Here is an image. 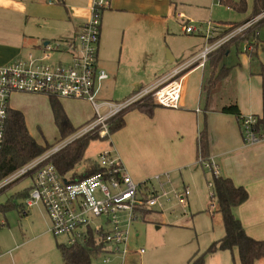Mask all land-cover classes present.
Listing matches in <instances>:
<instances>
[{
	"label": "crops",
	"instance_id": "crops-1",
	"mask_svg": "<svg viewBox=\"0 0 264 264\" xmlns=\"http://www.w3.org/2000/svg\"><path fill=\"white\" fill-rule=\"evenodd\" d=\"M34 1L0 0V65L27 60L30 54L41 58L47 42L60 41L62 47L58 52L66 56L69 44L76 41L82 25L91 15V0H57L60 4L58 7H50L45 0H37L38 5L34 6ZM176 4L173 0H110L109 7L102 13L99 66L105 71L112 69L116 66L117 60L118 65L115 68L117 73L124 58L125 61L134 58L130 67L138 73L131 74L130 77H132V85L135 86V93L144 88L154 87L176 71L185 73L183 68L192 60L184 61L185 53L180 48L178 51L172 50L173 58L170 61L162 56L158 61V68L153 67L150 74H148L147 57H144L155 29L161 31L165 27L168 33L171 31L173 21L179 20L184 31L188 21L181 13H177ZM61 7H64V10ZM230 23L232 22L215 25L217 37L225 32V28L227 29ZM184 33L189 34L185 31ZM193 33H199L205 38L206 31L196 28ZM262 35L263 38L260 36L259 41L257 40L258 47H264V33ZM116 41L121 43L118 55L115 53L118 48H114ZM108 45L112 46L111 55L107 53ZM258 47L251 56L249 49L252 46L247 45L244 55L242 58H237L235 63L231 62L229 46L216 57L209 55L203 64L196 62L192 64L184 74L185 90L182 107L171 108L156 104L152 116L136 109L139 113L137 121L140 125L138 133L133 138L136 141L135 149L126 157L129 160H125L119 152L120 149L118 155L122 158L126 171L138 181L148 177L146 171L148 165L161 171L169 166L177 168L195 164L200 161L199 136L202 131V121H206L205 127L210 139L209 157L217 161L219 174L232 178L236 185L244 186L249 193L248 199L234 207L233 212L250 236L264 240V141L255 145L245 144L237 116L223 111L226 106L236 105L239 112L245 115L254 114L258 108L261 101V73L264 68V52L262 57L258 58ZM216 59L220 60L216 62ZM138 65H141V70ZM201 66L204 67L200 107L196 104H185L189 79L198 73ZM161 69L167 70L160 74ZM147 74L155 76L149 80L147 86H144L142 78L148 77ZM220 74H223V77L216 82L218 87L208 95L207 88L210 81L212 78H218ZM109 76L101 82V85ZM84 101L89 103L88 100ZM9 104L10 108H13L10 100ZM147 155L150 158L148 165L145 163ZM25 200L26 198L19 205H21L20 210L27 213L33 206L28 207ZM10 247L3 250L0 245V264L20 263L19 248ZM12 251L13 253L15 251V254ZM255 264H264V257L258 259Z\"/></svg>",
	"mask_w": 264,
	"mask_h": 264
},
{
	"label": "rangeland",
	"instance_id": "rangeland-1",
	"mask_svg": "<svg viewBox=\"0 0 264 264\" xmlns=\"http://www.w3.org/2000/svg\"><path fill=\"white\" fill-rule=\"evenodd\" d=\"M173 1L177 3V13H181L184 19L188 21L187 25L194 26L202 31L204 30V32L208 30L209 25L220 26L223 23L243 22L251 15L253 5V0H246V11H239L234 7L233 3L240 0ZM34 3V6L38 5L37 0ZM45 3L50 7H58L60 5L57 3V0H54L53 3L45 0ZM61 8L64 10V7ZM173 22L170 27L171 31L168 33L165 27L161 31H158V29L154 31L152 41L147 46V51L144 54V57H147L148 61V74L151 73L153 67L158 68V61L162 59V56L166 57L168 50L172 52L173 49L178 51L180 48L185 53L184 61H194V57L206 47V40L201 34H186L179 20ZM248 28L242 34H239L237 38L231 39L232 41L227 45H222L212 51L209 54L210 57H216L217 54L223 53L230 46L229 56L231 62L235 63L237 58H242L247 45L255 46V48L258 47L256 39L252 38L250 42L248 37H244L245 33L249 30ZM227 29L225 28V30ZM261 33H264V27L259 30V37L263 38ZM238 39L239 42L236 43ZM230 43L232 44L229 45ZM120 46L121 43L119 44L116 41L114 48H118L115 52L117 55ZM107 49V53L111 55L110 50L112 46L108 45ZM257 50L258 58L262 57L264 47L259 46ZM62 57H65V59ZM60 60L68 62L69 59L64 56V53L53 51L50 61L56 63ZM125 60L126 58L123 59L117 73H115V68L118 65L117 60L115 61L116 66L114 68L106 69V72L110 76L98 88L97 102L110 100L114 103H120L126 97L135 93V86L132 85V77H130L131 74L137 72L130 67L132 64L131 60L134 61V58L128 59V61ZM135 66L137 67L136 64ZM138 66L141 70V65ZM203 67L201 66L198 73H195L189 79L185 104H196L199 106L202 98L201 82ZM166 70L161 69L160 74ZM154 76L153 74L152 76L143 77L142 84L147 86L149 80L154 78ZM48 97V94L16 91L9 98L11 106L14 109L22 110L25 113L27 126L31 135L43 146H51L63 141L60 140L62 135L54 122ZM59 98L62 100L63 106L75 128L83 126L95 116L94 106L90 102L86 103L85 99L71 98L72 100H65L64 98ZM146 102H156L154 91L147 93L137 101L138 104ZM133 105L129 108H132ZM107 110L106 106H102L100 113L104 114ZM261 110L262 87L261 101L254 114L261 113ZM138 116L139 113L136 109L130 110L125 115L126 125L123 128L111 132L110 136L104 139L98 138L90 141L83 159L73 171L67 174V177H72L74 172L81 173L91 161L98 159L99 152L108 148L112 149L115 154H118V149H120L119 152L124 156L125 160H129L126 157L135 149L136 141L133 138L139 131ZM205 126L206 121L203 120L202 129ZM110 140L112 143H110ZM148 159H150L149 155L145 157L146 165L149 164ZM206 162L217 164L215 159L208 157L204 162L198 161L195 164L177 168L169 166L161 171L152 165H148L146 166L148 177L142 181L134 179L129 173L136 183H140L144 187L152 185L153 181L151 178L157 173L167 172L171 180V183L165 185L167 190L176 187L182 191L185 186H188L190 194L184 204L171 199L165 202L163 211L156 207L150 208L151 212L145 214V216L139 214L131 222L127 219L126 213H119L118 216L122 219V228L124 230L129 229L127 241L120 244L119 253L91 254V264H107L103 261L108 258V264H190L191 261H198L201 258L203 259V264H241L237 248H234L233 251L223 249L210 250L211 246L224 236L225 230L222 216L217 212V202L215 201L214 208H210L212 203L211 195L213 193L211 185L213 171L206 166ZM32 183V179L25 176L13 183H9L10 185L7 184L9 186L5 185L7 188L0 192V245L3 250L10 249V246H17L15 249L19 248L21 254L19 264H64L57 244H67V235L60 234L56 236L51 231L52 223L44 205L39 202L30 208L27 213H24L17 206L21 204L24 198L15 197L14 195L29 189ZM5 186L2 185L0 190ZM9 198L14 199L15 203L12 201L14 207L3 211L1 205L6 204ZM94 222L101 223L104 230L110 228L109 223L106 224V217L95 219ZM140 249L144 251L140 253ZM15 251L14 253L12 251V253L15 254Z\"/></svg>",
	"mask_w": 264,
	"mask_h": 264
},
{
	"label": "built area",
	"instance_id": "built-area-1",
	"mask_svg": "<svg viewBox=\"0 0 264 264\" xmlns=\"http://www.w3.org/2000/svg\"><path fill=\"white\" fill-rule=\"evenodd\" d=\"M54 0H49V3ZM110 0H91V15L79 31L77 40L69 44L66 57L68 62H51V53L61 50L62 43L47 42L43 48V56L36 58L30 54L27 60L0 65V154L5 141V129L10 109V95L16 91H28L48 94L57 97L78 98L88 100L95 108V117L86 123L79 131L52 147L44 154L30 161L0 181L5 186L17 179L28 175L33 181L25 204L32 207L41 202L47 210L52 226L51 231L57 236L67 235V244H73L79 238H86L93 230L97 240L103 243L100 251L93 255L103 253H119L120 244L126 242L129 229L121 226L122 219L119 213H126L131 222L140 214L141 208L156 207L163 211L166 201L177 200L184 204L190 189L188 186L181 191L176 187L167 190L165 185L171 183L169 174L162 172L154 175L151 186H142L136 183L123 166L121 157L108 148L98 153L95 160L101 168L99 171L85 177L71 179L62 175L49 158L66 144L86 133L98 134L104 139L110 136L109 120L137 103L147 93L154 91L156 104L171 108H180L183 105L185 90V77L192 64L201 63L209 54L241 34L253 23L264 16V11L248 20L246 23L228 32L223 36L216 35V26L208 27L205 38V49L189 62L183 69L185 73L176 71L159 84L151 88L141 89L120 103L104 101L97 102L98 88L107 78V72L99 66L98 52L101 35L102 13L109 7ZM184 31L193 33L194 26L185 25ZM65 59V57H62ZM186 76V75H185ZM263 108L260 114H246L239 118L241 135L245 144L255 145L264 141V68L261 73ZM106 106L107 112L100 113V108ZM206 166L219 174L218 167L213 162H206ZM212 197L211 206L215 203ZM211 208V207H210ZM106 217L108 230L103 229L101 223L95 219ZM144 250L140 249L142 253ZM109 263V258L103 261Z\"/></svg>",
	"mask_w": 264,
	"mask_h": 264
},
{
	"label": "trees",
	"instance_id": "trees-1",
	"mask_svg": "<svg viewBox=\"0 0 264 264\" xmlns=\"http://www.w3.org/2000/svg\"><path fill=\"white\" fill-rule=\"evenodd\" d=\"M233 5L239 11H246L247 9L246 0L235 1ZM263 11L264 0H253L251 15L241 23H230V27L225 30L221 36L236 29L243 23H246V21L261 14ZM262 26H264V16L249 26V30L245 33L244 37H248L250 42L252 38L258 40V31ZM238 35L239 34L235 37L237 38ZM231 41L232 40L226 42L225 44L227 45ZM249 53L251 56L255 54V46L249 49ZM221 55L219 58H221ZM219 60L220 59H216V62ZM222 77L223 74H220L218 78H212L210 85H208L207 88L208 95H211L213 90L218 87L216 82H219ZM48 98L54 122L62 135L60 140L64 141L79 131L85 124L81 127L75 128L65 111L61 99L53 95H49ZM135 104L132 108L128 107L129 109L127 108L123 110L109 120L110 133L121 129L126 125L124 116L128 111L139 109L141 112L152 116L154 108L156 107V103L154 102ZM223 111L235 114L238 121L242 115L236 105L226 106L223 108ZM98 138V134L91 133H86L78 138H75L59 151L54 153L49 158V161L57 167L63 176L67 177V174L73 171L83 159L90 141ZM198 144L200 161L204 162L208 159L210 153V139L206 127H204L200 132ZM56 145L58 144L43 146L36 141L28 129L24 112L19 109L10 108L5 129V141L0 154V181ZM100 169L101 168L97 165L96 161H91L81 173L74 172L70 178H85ZM211 185L213 187L211 198L214 197L217 202V212H219L222 216L225 232L224 236L218 240V242L213 244L210 250L214 251L216 249H223L233 251L234 248H237L241 264H255L258 259L264 257V240L256 239L250 236L246 232L241 220L233 212L234 207L244 203L248 199L249 193L247 189L244 186L236 185L232 178L216 173H213ZM7 186L0 190V192L7 188ZM30 189L31 187L23 192L16 193L14 196L26 198L29 195ZM12 201H14V199L9 198L6 204L1 205V209L6 211L14 207ZM17 206L20 207L21 205L18 204ZM151 211L152 210L148 208H141L140 215L145 216V214H148ZM96 236L95 232L91 230L86 238L81 237L73 244L58 243L57 247L61 253L63 263L91 264L90 255L92 252L100 251L104 246L102 241L99 242L97 240ZM190 264H203V259L201 258L198 261H191Z\"/></svg>",
	"mask_w": 264,
	"mask_h": 264
},
{
	"label": "water",
	"instance_id": "water-1",
	"mask_svg": "<svg viewBox=\"0 0 264 264\" xmlns=\"http://www.w3.org/2000/svg\"><path fill=\"white\" fill-rule=\"evenodd\" d=\"M166 57L169 61L172 60V58H173V56L169 50L167 51Z\"/></svg>",
	"mask_w": 264,
	"mask_h": 264
}]
</instances>
